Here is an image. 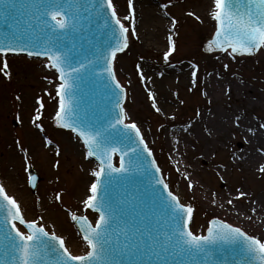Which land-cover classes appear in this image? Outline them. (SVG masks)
I'll return each mask as SVG.
<instances>
[{
  "label": "rangeland",
  "instance_id": "obj_1",
  "mask_svg": "<svg viewBox=\"0 0 264 264\" xmlns=\"http://www.w3.org/2000/svg\"><path fill=\"white\" fill-rule=\"evenodd\" d=\"M113 3L122 18L133 9L136 16L135 33L131 20H123L130 44L114 63L127 93L126 120L140 127L171 191L193 205L192 229L204 234L209 219L218 218L264 234V142L255 145L250 138L264 137V48L254 57L204 53L215 29L212 0H132L131 8L128 0ZM172 41L176 50L166 62ZM6 59L7 68L0 59V183L12 189L29 217H44L46 228L63 235L67 246L77 242L82 253L71 215L95 219L82 200L98 169L72 133L53 125L58 78L49 63ZM149 93L161 112L151 107ZM38 109L42 115L33 123ZM29 166L42 179L35 194ZM241 191L247 195L237 199Z\"/></svg>",
  "mask_w": 264,
  "mask_h": 264
},
{
  "label": "snow or ice",
  "instance_id": "obj_2",
  "mask_svg": "<svg viewBox=\"0 0 264 264\" xmlns=\"http://www.w3.org/2000/svg\"><path fill=\"white\" fill-rule=\"evenodd\" d=\"M88 2L94 9L89 12L88 17L81 15V9L88 11V8L78 0H36L32 4H21L19 6L22 10L21 16L28 17V23L24 24L23 19L17 21V31L5 34L4 40H0V59L4 60L3 66L7 68L6 57L9 53L43 55L48 57L49 66L59 73L62 83L56 86L59 101L55 117L61 122L62 127L71 129L78 133V137L83 138L87 147V157H94L99 161L98 170L93 173L98 179L90 186L91 194L82 200L85 209H93L99 217L94 222L87 215L72 213L71 219L78 227L84 246L81 254H74L66 246L63 235L46 228L47 221L44 217L41 216L39 219L29 217L27 212L22 211L18 199L9 194L5 185L0 183V213L4 214L3 224L6 225L3 230L5 259L0 260V264H118L115 257L125 252L131 256L141 257L136 264H150L153 256L159 264H227L223 259L213 258L215 251H223V245L233 246L232 264H256L257 261L264 264V234H250L244 228L218 218L210 221L206 235L194 232L190 226L194 223L193 205L182 203L180 196L171 190L167 191L166 195L162 192L157 193L155 185H163L164 189H168L169 186L162 176H156V173L160 172V167L155 158H152L149 166L144 168V173L148 177V183L142 193V197L147 199H141L143 207L140 209L144 221L140 227H137L136 221L125 223L123 204L109 194L114 179L112 174L119 173L121 180L131 181L133 177L126 174L133 170L139 171L142 162L152 157V149L145 141L140 127L135 122L125 123L127 113L122 105V97L126 95L125 89L110 66L111 62L115 61L117 53L123 52L129 46V27L123 20H131L132 32L136 31L135 10H132L130 16L122 18L118 15L113 0ZM128 6L132 7V0H128ZM7 7L6 5V10ZM11 7L16 8V5L12 4ZM209 15L215 21V35L208 46L209 51L219 49L235 57L236 54L251 55L264 48V0H212ZM48 17L51 18V22ZM93 17L103 20V25H98L97 31L103 35L102 29H107L110 35L99 50L93 51V59L83 56L84 62L75 61L79 65L76 67L71 49L65 48V40L83 27L82 19H87L90 26ZM196 18L200 19L199 16ZM36 20L43 25L38 33L33 28V21ZM169 40L171 41V37ZM42 43L53 47L41 49ZM175 50L176 45L172 41L170 49L164 52L166 62ZM100 59L108 65L103 71L108 73L114 82L105 84L108 102L114 103L119 111L115 117L110 119L102 117L101 122L94 125L86 117L77 116L72 103L66 98L72 97L73 88L77 86L75 82L81 78V72L100 67L97 63ZM140 75L143 78V73ZM191 76L195 78L196 71H192ZM69 79L73 83H69ZM192 82L195 83V79ZM149 96L153 101L151 107L156 112H161L157 107L156 97L151 93ZM39 108H44L43 102ZM41 115L42 112L38 109L33 123H36ZM36 126L41 128L39 124ZM133 131L135 136L132 135ZM48 143L51 144L52 141L49 140ZM117 144L121 147H115ZM23 151L27 158V150ZM118 152L120 166L116 167L112 159ZM150 168L155 171H150ZM261 171L264 172V168H261ZM104 177L107 179H99ZM32 179L35 180V177ZM220 179L223 180V177ZM191 186L190 182L189 187ZM32 187L35 188L36 185L32 184ZM101 192L104 193L103 197L100 196ZM246 195L247 193L241 191L237 199ZM212 203L216 204L217 201L213 199ZM227 204L232 205L233 200L229 199ZM218 206L224 207L223 204ZM252 211L255 212L256 209L253 208ZM155 212L167 218L164 225L160 224V220H156L157 226H152L149 215ZM248 219L251 220V217ZM121 223H125L124 229H119ZM117 230L122 233L123 244L119 236L113 238ZM144 257L148 259L144 260Z\"/></svg>",
  "mask_w": 264,
  "mask_h": 264
},
{
  "label": "water",
  "instance_id": "obj_3",
  "mask_svg": "<svg viewBox=\"0 0 264 264\" xmlns=\"http://www.w3.org/2000/svg\"><path fill=\"white\" fill-rule=\"evenodd\" d=\"M34 2H36V0H0V40H4L5 34L9 32L17 31V24H16L17 21H21L23 19L24 24L28 23V17L22 18L21 16L22 10L19 8V6L21 4L27 5V4H32ZM78 2L88 8V11H84L83 8L81 9V15L83 17H88L89 12L94 11V9L92 8V5L88 2V0H78ZM96 3H99V0H96ZM12 4H15L16 8H12L11 7ZM6 5L8 6L7 10H6ZM108 11L110 13V10ZM47 19L51 22L50 17H48ZM92 19H93V23H91L90 26H89L87 19H82L81 24L83 25V27L79 31L75 32L72 36L66 38L65 40V48L71 49V55L75 57V59L73 60V63H74V66L76 67L79 66L78 64L75 63L76 60H81L82 62H84L83 56H87L88 59L90 60L93 59V56H92L93 51L99 50L103 42L107 40L108 35H110L107 29H102L104 33L103 35L101 34L100 31H97V26L103 25V20L96 19L95 17H93ZM42 27L43 25L40 23L39 20L33 21V28L36 30L37 33ZM212 35L213 33L205 40V42L208 39H210ZM212 40H209L204 45V52L213 53V52L221 51L219 49H215L214 51L208 50V46L212 42ZM45 47H53V46L48 45V44H43V43L40 45L41 49ZM54 51H59V49H54ZM119 53L121 52H118L117 54ZM256 53L257 52L251 55L236 54V56H242V55L254 56ZM11 55L28 56L27 53L11 54ZM29 57L35 58V59H46V58L48 59L47 56H43V55L29 56ZM113 62L114 61H112L110 65L112 68H113ZM97 63L100 65V67H95L94 70L81 72V78L75 82L77 86L73 88L72 97L66 98L67 101L72 103V106L74 107V110L77 116L81 118L86 117L88 121L94 125L100 123L102 117H106L108 119L115 117L116 113L119 111V109L116 108L114 103L109 104L108 102V92L105 89V84L114 83L113 81H111L110 75L103 71V68L108 65H105V61L103 59L98 60ZM91 67L92 66H90V69ZM57 74L59 76L58 72ZM60 82L62 83V81ZM69 83H73V81L69 79ZM58 84H59V81H58ZM125 98H126V95L122 97V105H124ZM110 109H111V112H110ZM57 110H58V104H57L56 111ZM65 122H70V121H65ZM103 122L106 123V120H104ZM126 122L131 123L127 120ZM55 124L57 127L64 128L62 127L61 122H58L57 120ZM65 129L71 130L69 128H65ZM84 130L90 131L91 129H84ZM74 133L78 136V133L76 132ZM132 135L135 136L134 131L132 132ZM80 139L84 143L83 138L80 137ZM115 147L119 148L121 147V145L117 144L115 145ZM115 158H118L120 160L119 152L113 156L112 162L114 164H115L114 162ZM152 158L153 156L145 159L140 165L139 171L133 170L132 172L126 174L128 176L133 177L131 181L121 180L119 178L121 174L119 173L112 174L114 179L111 182L109 194L112 198L116 199L117 201H120L123 204L124 210H125V217H124L125 223L129 221H136L137 227H140L141 223L144 221V216L140 213V209L143 207V205L141 204V199H145V200L147 199L146 197H142L144 188L148 183V177L144 173V168L149 166V161ZM90 159L95 161L99 165V161L96 160L94 157H90ZM125 161L127 163V157H125ZM149 170L153 172L155 171L154 169H151V168ZM29 175H30V186L32 190L34 191L36 187L33 188L32 184H35L37 186L40 180L31 168L29 169ZM156 176L159 177L162 175L159 172V173H156ZM32 177H35V180H33ZM99 179L106 180L107 178L104 177V178H99ZM155 187L157 189L158 194L162 192L164 195H166L167 191H169V189H164L163 185H155ZM100 196L103 197L104 193L101 192ZM3 215H4L3 213H0V260L5 259L3 230H4V227H6V225L3 224ZM149 220L152 222V226L156 227L157 226L156 220H160V224L164 225L167 218L161 217L158 212H155V214L149 215ZM210 220L211 219H209V221ZM125 223H121L119 225V229H124ZM203 233H205V229H203ZM116 236L120 237L121 244H123L124 239H123V236L120 230H117L113 234V238H115ZM232 247L233 246H230V245H223V251H220V250L215 251L213 258L216 260L223 259L227 262V264H232V259H233L231 256ZM217 248L219 249L220 246H217ZM74 254H81V253H74ZM139 259H141V257L131 256L127 252H125L123 255H117L115 257V261H117L118 264H136V261ZM143 259L147 260L148 258L144 257ZM236 259H239V257H236ZM150 264H159V261L156 259L155 256H153L151 258ZM256 264H262V262L257 261Z\"/></svg>",
  "mask_w": 264,
  "mask_h": 264
},
{
  "label": "bare ground",
  "instance_id": "obj_4",
  "mask_svg": "<svg viewBox=\"0 0 264 264\" xmlns=\"http://www.w3.org/2000/svg\"><path fill=\"white\" fill-rule=\"evenodd\" d=\"M152 11H150V12H147V16L148 17H150V18H152ZM150 21H152V19L150 20ZM151 24H152V22H147V24L146 25H150L151 26ZM145 25V26H146ZM149 26V27H150ZM155 27H156V25H155ZM153 32H154V29H153ZM152 34V33H151ZM7 57H10V55L8 54L7 55ZM250 134V133H249ZM251 135V139L253 140V142H254V144L255 145H259V144H261V143H263L264 142V137L263 136H261V135H254V134H250ZM249 135V136H250ZM95 166V168H97L96 167V165H94ZM92 183H94V181H92L90 184H89V188H90V186H91V184ZM6 187V191H8L9 192V194H11V195H13L14 196V193H13V191H12V189H10L9 187H7V186H5ZM87 195H90V192L89 193H87ZM87 197V196H86ZM260 205L261 206H263L264 207V200H260ZM69 248H70V250H72L74 253H81L79 250H78V244H77V242H75L72 246H68Z\"/></svg>",
  "mask_w": 264,
  "mask_h": 264
}]
</instances>
